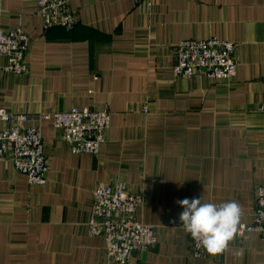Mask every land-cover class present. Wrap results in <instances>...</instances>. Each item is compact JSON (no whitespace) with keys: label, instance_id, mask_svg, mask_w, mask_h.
<instances>
[{"label":"crops","instance_id":"0c3cea01","mask_svg":"<svg viewBox=\"0 0 264 264\" xmlns=\"http://www.w3.org/2000/svg\"><path fill=\"white\" fill-rule=\"evenodd\" d=\"M71 5L74 28L45 30L38 0H0V27L21 26L31 39L27 74L0 67V107L32 115L109 107L110 128L99 154H75L52 120L27 122L42 127L47 182L30 186L11 159L0 161V264H115L88 222L95 188L117 180L145 192L137 218L157 237L127 264H264L253 231L194 257L177 203L236 201L238 228L253 221L254 189L264 183V0ZM211 36L236 43V74L175 77L174 46Z\"/></svg>","mask_w":264,"mask_h":264},{"label":"built area","instance_id":"2783aa9c","mask_svg":"<svg viewBox=\"0 0 264 264\" xmlns=\"http://www.w3.org/2000/svg\"><path fill=\"white\" fill-rule=\"evenodd\" d=\"M141 1L135 0L137 3ZM37 13L43 19L45 30L55 25L71 29L79 21V13L72 7L71 0H38ZM30 47V36L21 26L9 31L0 27V59L6 58L1 69L27 74ZM174 49L173 72L177 78L202 75L228 80L237 72L236 43L230 40L217 36L184 39ZM260 109L264 112V101ZM33 116L35 119L52 120L60 131L61 140L75 154H99L111 124L109 107L73 106L38 115L0 107V161L11 159L15 168L27 176L30 186L45 185L49 170L42 127L40 124H27ZM254 192L253 221L242 224L236 235L242 238L246 231H253L264 240V183L257 185ZM145 199L143 190L131 191L125 182L119 180L101 183L93 192L88 231L91 236L104 237L107 253L115 264H127L136 252L157 243L154 226L137 218L139 206ZM186 233L194 257L212 255L193 240L190 233Z\"/></svg>","mask_w":264,"mask_h":264},{"label":"clouds","instance_id":"9594fccd","mask_svg":"<svg viewBox=\"0 0 264 264\" xmlns=\"http://www.w3.org/2000/svg\"><path fill=\"white\" fill-rule=\"evenodd\" d=\"M183 208L179 220L209 254H220L237 233L242 210L236 201L221 204L202 203V198H185L177 201Z\"/></svg>","mask_w":264,"mask_h":264}]
</instances>
